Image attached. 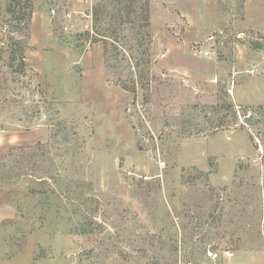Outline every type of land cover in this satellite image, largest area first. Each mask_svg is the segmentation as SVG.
<instances>
[{
	"label": "rangeland",
	"instance_id": "1",
	"mask_svg": "<svg viewBox=\"0 0 264 264\" xmlns=\"http://www.w3.org/2000/svg\"><path fill=\"white\" fill-rule=\"evenodd\" d=\"M256 139L264 0H0V264H264Z\"/></svg>",
	"mask_w": 264,
	"mask_h": 264
},
{
	"label": "built area",
	"instance_id": "2",
	"mask_svg": "<svg viewBox=\"0 0 264 264\" xmlns=\"http://www.w3.org/2000/svg\"><path fill=\"white\" fill-rule=\"evenodd\" d=\"M256 144H257V147H258V153H259V155H261V157H260V160H261L262 158H264V139L263 140L256 139ZM226 255H227L228 258H231V257L234 256V254L231 253V252L227 253ZM208 257L214 262L217 261V259H219L218 254H216V253H214L212 251H210L208 253ZM188 264H193V263H188Z\"/></svg>",
	"mask_w": 264,
	"mask_h": 264
},
{
	"label": "trees",
	"instance_id": "3",
	"mask_svg": "<svg viewBox=\"0 0 264 264\" xmlns=\"http://www.w3.org/2000/svg\"><path fill=\"white\" fill-rule=\"evenodd\" d=\"M246 111H247V110H246ZM248 113H249V112H247V114H245V117H247V116H248ZM221 125H222V124H220V126H221Z\"/></svg>",
	"mask_w": 264,
	"mask_h": 264
}]
</instances>
